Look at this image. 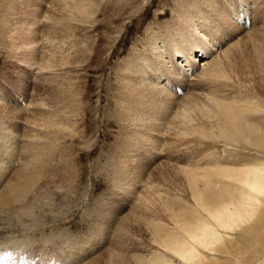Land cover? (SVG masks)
<instances>
[{
	"label": "rangeland",
	"instance_id": "1",
	"mask_svg": "<svg viewBox=\"0 0 264 264\" xmlns=\"http://www.w3.org/2000/svg\"><path fill=\"white\" fill-rule=\"evenodd\" d=\"M213 1L0 0V196L10 195L0 197V257L141 264L165 252L155 244L154 231L159 227L172 234L169 212L180 214V227L205 220L203 209L193 219L190 184L180 167L198 169L190 174L198 176L196 187L203 194L221 191L227 197L229 182L220 187L221 180L210 179L209 187L203 176L215 168L242 170L264 163V146L217 136L229 115L211 102L230 105V112L260 128L264 138V0H220V11ZM189 7L200 11L196 24L182 20ZM214 17L221 31L211 38L206 27ZM194 34L203 46L190 54ZM153 35L158 37L149 40ZM247 37L261 48L250 43L240 51L233 46ZM182 41L188 42L185 49L172 48ZM223 49L232 50L228 66ZM141 55L158 64L166 60V76L160 68L155 74L176 98L170 101L171 112L178 107L191 111L179 118L185 132L164 114L162 130L135 134L142 128L139 118L129 125L128 114L134 119L141 114L135 117L120 83L129 74V60L138 63ZM217 57L219 76H201ZM189 100L191 107L195 102L209 110H191ZM160 114L156 112V122ZM26 167L32 181L19 189L17 170ZM261 207L254 211L257 222L245 224L253 233L234 232L228 253L216 250L213 264H264V203ZM177 232L187 240L184 230ZM167 257L179 263L177 256Z\"/></svg>",
	"mask_w": 264,
	"mask_h": 264
},
{
	"label": "bare ground",
	"instance_id": "2",
	"mask_svg": "<svg viewBox=\"0 0 264 264\" xmlns=\"http://www.w3.org/2000/svg\"><path fill=\"white\" fill-rule=\"evenodd\" d=\"M219 1L220 0H214L213 4L215 8L220 11V8L222 7V4L224 2L223 3L220 2V4L218 5L217 3ZM228 11L230 12L229 9ZM199 15H200V11L191 9V7H189L188 11L184 12L181 15V17H183L182 20H184L185 22L189 24H196L197 22H194V21H197V17ZM210 16L213 19L212 14H210ZM220 18L222 19V24L227 23L228 19L225 18V16L220 15ZM188 19H191V21L188 22ZM214 19H215V22L210 24V27H206L207 31L212 30V33L210 36L211 38H213L212 36L215 34V32H217V30L220 29L217 25V17H214ZM189 30H192L194 33L196 30V26L192 25V27L189 28ZM156 37L158 36L153 35L151 38H149V40H153ZM205 40H206L205 44L206 43L209 44L210 38L206 37ZM193 42L194 44L192 43L189 46L191 50L189 52L190 54L193 53L196 47L201 48L200 46H203L202 42H200L199 39L196 40V34H194ZM250 43L253 44L254 46L256 45L257 47L261 48L259 41L251 37L241 38L240 40L235 41L233 46L237 50L242 51L243 49L246 50V48L248 47V45H250ZM185 45H188L187 41H182V43L173 42L172 48L185 49ZM169 50L170 48H167L165 51V56L168 59V63H170V60H171V54ZM157 51L158 50H154L153 52H157ZM231 53H232V50L230 49H223L222 51L223 56L227 58L225 62L227 66L232 61V58H229V54ZM204 54H206L205 51H204ZM220 61L221 59L217 57L214 60V64L212 68L211 69L209 68L203 71V73H201V76L204 75L207 78L214 80L217 76H219L218 71H217V66L219 65ZM129 62H130L129 65L131 66L129 74L123 78L120 85H121V88H123L124 93L125 94L127 93L129 95L130 105L127 104V106L128 105L135 106V113H137L135 117L141 114L140 117H137L136 119L131 118V115L129 114L127 115L130 117V120L128 122L129 125H130V121L137 120L138 118L141 119V123L139 124V127L141 126L142 128L141 127L140 128L142 130L135 129L134 131L135 134H141V132L144 130H147V132H150V133L151 131H154V130H162L161 129V124H162L161 116L163 114L165 115V120H167L169 123L175 122L178 125V126L172 125L174 128L179 127L181 129V132H185L184 130L185 125L183 123H179V118L181 115L189 116L191 111L186 110L185 112L184 111L182 112V110L178 109L179 108L178 107L177 108L178 110L176 109L171 112V110L174 108L171 105L170 101H174V99L176 98L168 90L166 92L165 87L160 86L159 81L161 80L158 81L160 77L157 76L158 73L157 75L155 74L156 72H158L156 70L157 69L159 70L160 68L162 71V76L163 75L166 76L167 71H164V67H163V64L167 63L166 60H163L161 63L158 64L155 60H152V61L148 60L144 55H141V59L139 60L138 63L136 62L135 58L129 60ZM149 68H152V70L154 71L150 72ZM152 79H155V81L157 82L151 83L150 81ZM125 98L126 97L124 96V99ZM153 101L155 102L154 104L151 103ZM211 102L214 105L213 107L220 110L222 114L229 115L227 117V120L224 122V126L226 127L225 130L224 129L220 130L217 136H221L227 140L234 139L236 141H239L240 139H243L248 144L264 146V138L259 130L260 128H258L257 126L249 122L246 118L245 120L235 115L236 113L230 112L231 111L230 105L228 106L222 105L218 100L214 101L213 99L211 100ZM122 103L123 102H121V104ZM258 105L256 104V106L255 105L254 106L257 107ZM205 106L206 105H199L198 103L194 102V105L191 107V101L190 100L187 101V107H191V110L194 108H201ZM208 106L209 105L203 108L205 112L209 110ZM123 108L125 111L126 108L124 106ZM258 109H260V106L257 107V110ZM152 111H154L153 114H151ZM156 112L161 113L159 118L157 119V122H156V119L154 118ZM199 114L203 117L207 115V113H199ZM217 124L220 125L219 123ZM218 131H219V127H218ZM193 133L198 134L200 132L197 131L196 133L195 131H193ZM253 135H254V138L252 139ZM145 139H146V142H148L147 141L148 138H145ZM154 143L155 142H153L152 145H154ZM36 160H37V157H36ZM179 169H181V171L185 173L183 174L186 176L187 182L190 184V189H191L190 194L194 201L193 210L195 212L193 215V219L198 217L199 215L197 209H203L205 212V214L203 215L205 216V220L198 222L192 227L186 228L185 225H182V224L180 227V225L178 224L180 221L179 219H181L180 214L177 211H173L172 209H170L172 210L169 213H170L171 219L173 220L172 227L174 229L172 231V234L170 236L166 235L169 229L163 232L162 229L159 227L156 228V230L154 231V236H155L154 242H156L155 244L159 246L161 251H165V252H159L155 255V257H152L150 259L146 257L148 260H142L141 264H174L167 257L168 253H170L171 255L177 256V258L179 259L178 264H201L200 262H202V264L203 263L211 264L212 262L213 264V260L215 259L214 252L218 250V252L221 254L228 253L229 248H227L226 246V244L228 245V242H229L228 239L233 238L232 234L234 232H237L240 229H248V227H246L245 224L248 223V221L252 222V219H255V217L257 216V214L254 211L262 208L261 206L264 203V199H263V196H264V163L262 165H256V166L251 165L250 167L249 166L245 167L242 170H233L230 168H226V169L224 168L223 170L219 171L217 170V168H215L212 174L203 176L204 177L202 178L203 183L209 187H211L210 185L213 183L210 179L221 180L220 187H225L226 185H228V183L224 181L229 182V188L231 186V190L227 192V195H228L227 197L225 196V193L221 191L219 194H216V193H214L213 195L203 194L202 191H200V189L198 188L199 186L196 187V185H198V182L196 180L198 179L199 181V178H197L198 176H194L190 174L191 171H197L198 169H193V168L188 169L186 168V166L180 167ZM30 172H31V169L28 167H26L24 170L22 169L17 170V173L19 176L17 180L15 181V186H17V188L19 189L27 188L28 183L32 181L30 178L31 177ZM215 185L217 186V184ZM9 196L10 195L8 193H5L4 197L2 196L0 197L8 198ZM205 198L206 199H216L217 201L214 204H209L205 201ZM1 203L3 202L0 201V204ZM258 219L261 220L262 218L260 217ZM123 220L124 219H122V221ZM125 221L126 219L124 220V222ZM255 221L257 222V219H255ZM261 221H263V219ZM124 222L122 223L124 224ZM178 229L185 231L187 240H182L178 238L179 236V233L177 232ZM252 229L249 228L248 229L249 232L254 231ZM176 238L178 242H176ZM218 245L220 246L217 247ZM110 255L112 254L110 253ZM98 258L99 257H97L96 259ZM115 258L116 256L110 257V259L112 260L114 259V261H115ZM92 261H95V259L91 260L88 264H90Z\"/></svg>",
	"mask_w": 264,
	"mask_h": 264
}]
</instances>
